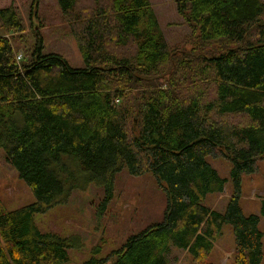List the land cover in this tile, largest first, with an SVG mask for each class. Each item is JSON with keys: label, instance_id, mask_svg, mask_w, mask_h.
<instances>
[{"label": "trees", "instance_id": "trees-1", "mask_svg": "<svg viewBox=\"0 0 264 264\" xmlns=\"http://www.w3.org/2000/svg\"><path fill=\"white\" fill-rule=\"evenodd\" d=\"M91 1L82 17L78 0H57L70 22L83 18L73 31L80 67L44 52L41 37L18 62L0 35V149L34 197L0 206V264L67 263L73 245L39 231L34 216L91 182L103 186L104 209L122 169L151 172L166 206L113 250L114 264H167L170 245L203 260L225 224L233 264H260L264 199L258 214L244 215L239 196L242 176L264 156V0H176L197 39L220 42L211 55L171 50L148 0ZM0 26L19 30L12 6H1ZM208 157L227 159L228 177ZM228 178L232 196L223 211L210 209L204 199Z\"/></svg>", "mask_w": 264, "mask_h": 264}, {"label": "rangeland", "instance_id": "rangeland-1", "mask_svg": "<svg viewBox=\"0 0 264 264\" xmlns=\"http://www.w3.org/2000/svg\"><path fill=\"white\" fill-rule=\"evenodd\" d=\"M148 1L171 50L185 49L191 54L200 52L199 55H211L221 50L220 42L196 38L191 24L177 13L176 0ZM1 6H12L20 23L15 32H7L0 26V35H7L16 53L20 54L18 62L28 59L35 41L41 37L44 52L60 54L71 67L83 65L81 49L73 31L82 25V17L89 16L93 6L91 0H78L75 13L81 11L82 17L71 22V17L61 13L57 0H0ZM248 40L252 41L253 37L248 36ZM235 120L238 121L239 117ZM207 160L221 176L228 177L230 163L227 159L208 157ZM256 166L257 171L244 174L240 182L239 205L244 215L258 214L260 202L264 199V156L256 159ZM232 192L228 178L223 192L208 194L204 204L210 209L223 211ZM104 195L103 186L91 182L84 188L72 190L66 203L34 216L39 231L66 238L73 245L68 249L69 260L65 264H86L91 258L94 263L114 264L113 250L121 248L130 235L160 221L166 206L164 192L151 172L131 176L122 169L114 174L112 198L103 209ZM33 201L30 189L6 162L0 149V206L16 209ZM258 227L263 233L260 264H264V218H260ZM234 251L231 226L225 224L205 259L195 260L185 249L172 245L165 255L167 264H233Z\"/></svg>", "mask_w": 264, "mask_h": 264}, {"label": "bare ground", "instance_id": "bare-ground-1", "mask_svg": "<svg viewBox=\"0 0 264 264\" xmlns=\"http://www.w3.org/2000/svg\"><path fill=\"white\" fill-rule=\"evenodd\" d=\"M15 56H16V59L19 60L20 54L16 53Z\"/></svg>", "mask_w": 264, "mask_h": 264}]
</instances>
